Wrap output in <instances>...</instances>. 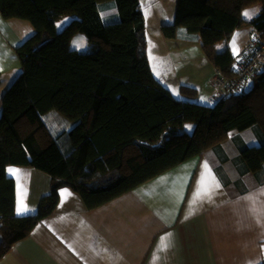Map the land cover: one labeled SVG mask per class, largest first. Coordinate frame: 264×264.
Wrapping results in <instances>:
<instances>
[{
	"label": "trees",
	"instance_id": "obj_1",
	"mask_svg": "<svg viewBox=\"0 0 264 264\" xmlns=\"http://www.w3.org/2000/svg\"><path fill=\"white\" fill-rule=\"evenodd\" d=\"M258 3L261 10L244 18V10ZM0 13L34 27L16 48L21 69L1 105L0 258L55 211L62 187L97 208L233 131L258 125L264 137V65L239 92L215 104L177 97L153 71L141 0H0ZM65 18L71 19L60 27ZM247 27L264 36V0H231L229 7L224 0H177L174 22L162 30L172 39H199L215 69L233 82L239 58L230 40ZM79 33L86 35L84 49L71 46ZM181 90L197 94L192 86ZM53 109L71 121L70 129L51 130L43 116ZM242 155L249 171L262 168L264 140L245 147ZM10 165L50 176L51 190L36 214H16Z\"/></svg>",
	"mask_w": 264,
	"mask_h": 264
},
{
	"label": "crops",
	"instance_id": "obj_2",
	"mask_svg": "<svg viewBox=\"0 0 264 264\" xmlns=\"http://www.w3.org/2000/svg\"><path fill=\"white\" fill-rule=\"evenodd\" d=\"M261 8L258 3L245 9L250 15L244 18ZM240 30L234 33L236 48L230 43L239 59L257 33ZM33 32L29 21L0 13L2 77L21 69L16 48ZM259 132L258 125L233 131L97 208L62 187L55 211L14 243L0 264H264V165L249 171L242 155L245 147L263 142ZM6 172L16 182V214L20 202L29 211L19 216L36 214L51 190L50 176L25 165H10Z\"/></svg>",
	"mask_w": 264,
	"mask_h": 264
},
{
	"label": "rangeland",
	"instance_id": "obj_3",
	"mask_svg": "<svg viewBox=\"0 0 264 264\" xmlns=\"http://www.w3.org/2000/svg\"><path fill=\"white\" fill-rule=\"evenodd\" d=\"M141 4L147 24L145 48L156 77L177 97L213 104L214 102L210 101L214 90L212 83L219 79L221 74H219L207 58L199 39L192 40L188 37L184 39H172L166 37L163 33L162 26L174 22L177 0H141ZM224 5L229 7V0H224ZM70 19L65 18L59 23V26H64ZM244 29L246 28H242L241 30ZM258 36L259 39H264V36L261 34ZM231 42L234 43V47L236 48L240 41L234 35L230 40ZM247 44L248 42L243 52ZM71 46L75 48L79 46L81 49L86 48V35L82 33L77 34ZM231 49L233 50V45ZM19 71L9 70L5 72L4 77H0L1 93L7 90ZM185 85L197 88L196 96L183 95L181 89ZM1 110L2 107L0 106V114ZM43 117L54 133H60L72 127H70L71 121L67 120L62 113L55 109L45 113ZM186 128L192 131L194 124L189 123L186 125Z\"/></svg>",
	"mask_w": 264,
	"mask_h": 264
},
{
	"label": "built area",
	"instance_id": "obj_4",
	"mask_svg": "<svg viewBox=\"0 0 264 264\" xmlns=\"http://www.w3.org/2000/svg\"><path fill=\"white\" fill-rule=\"evenodd\" d=\"M258 33H253L245 48L244 56L238 61V76L234 81L225 80L222 76L212 83L213 94L210 101L218 102L231 93L240 91L241 85L248 78L256 75L257 70L264 65V39H259Z\"/></svg>",
	"mask_w": 264,
	"mask_h": 264
},
{
	"label": "snow or ice",
	"instance_id": "obj_5",
	"mask_svg": "<svg viewBox=\"0 0 264 264\" xmlns=\"http://www.w3.org/2000/svg\"><path fill=\"white\" fill-rule=\"evenodd\" d=\"M243 15H245L246 17L249 16L250 14L248 12L243 13ZM205 168H207V164H205ZM9 173L15 175L17 173L18 170L16 169H8ZM203 183V182H202ZM207 190V189H205ZM29 211V209L22 203L20 202L18 208H17V214H23L24 212Z\"/></svg>",
	"mask_w": 264,
	"mask_h": 264
},
{
	"label": "water",
	"instance_id": "obj_6",
	"mask_svg": "<svg viewBox=\"0 0 264 264\" xmlns=\"http://www.w3.org/2000/svg\"><path fill=\"white\" fill-rule=\"evenodd\" d=\"M3 94L0 92V106L2 105ZM3 241V235L0 233V245Z\"/></svg>",
	"mask_w": 264,
	"mask_h": 264
}]
</instances>
